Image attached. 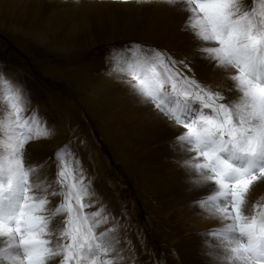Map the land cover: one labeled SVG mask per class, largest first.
<instances>
[{
  "label": "snow or ice",
  "instance_id": "obj_1",
  "mask_svg": "<svg viewBox=\"0 0 264 264\" xmlns=\"http://www.w3.org/2000/svg\"><path fill=\"white\" fill-rule=\"evenodd\" d=\"M163 3L189 37L183 50L133 43L113 49L112 58L133 77L142 102L182 126L174 143L188 154L182 162L196 174L195 183L205 188L193 206L221 225L211 232L223 249L219 264H264V199L251 201L264 183V4L257 9L245 7L244 0ZM197 58L232 83L202 82L194 71ZM4 83L15 92L0 122V262L127 264L111 214L103 207L86 211L92 206L84 199L92 195L90 185L80 161L75 167L67 163V142L53 149L52 183L45 175L47 158H26L30 142L51 129L38 110L25 114L18 80ZM57 185L60 191H52ZM56 195L62 199L54 205Z\"/></svg>",
  "mask_w": 264,
  "mask_h": 264
},
{
  "label": "rangeland",
  "instance_id": "obj_2",
  "mask_svg": "<svg viewBox=\"0 0 264 264\" xmlns=\"http://www.w3.org/2000/svg\"><path fill=\"white\" fill-rule=\"evenodd\" d=\"M85 1L0 0V122L7 119L4 109L10 108L15 92L4 80H18L26 97L25 114L38 110V118L51 129L49 136L30 142L26 155L31 161L39 159L37 154L41 161L47 158L48 183L55 180L57 172L53 149L67 142V163L75 167L80 161L90 185L92 195L84 199L92 206L86 211L103 207L111 214L119 225L117 235L127 264H191L184 245L179 246L189 235L180 236L176 218L168 220L161 213L158 191L162 180L159 184L155 181L147 170L152 164L138 157L139 152L131 153L111 119L113 111L120 108L116 98L123 88L131 87L128 94L141 99L134 90L133 77L112 58V50L133 43L163 46L127 32L124 35L122 29L114 36L105 34L114 29L98 15L86 16V23L83 19L72 21V8L78 10ZM93 1L123 4L145 0ZM262 4L264 0H244L245 7L259 9ZM63 11L68 14L60 17ZM78 26L84 29L73 41ZM64 41L69 45L63 46ZM52 191L59 192V186ZM51 199L55 205L62 197Z\"/></svg>",
  "mask_w": 264,
  "mask_h": 264
},
{
  "label": "bare ground",
  "instance_id": "obj_3",
  "mask_svg": "<svg viewBox=\"0 0 264 264\" xmlns=\"http://www.w3.org/2000/svg\"><path fill=\"white\" fill-rule=\"evenodd\" d=\"M67 14L63 11L60 17ZM88 15H98L103 23L106 21L110 24L109 27L114 31H106L105 34L114 36L120 31L118 29H122L124 35L127 32L137 39L154 41L172 51L183 50L185 42L189 40L188 36L179 31L180 20L176 13L163 3V0L123 4L86 0L78 5V10L77 6L72 8V21L83 19L82 22L86 23ZM83 29L84 27L78 26V30L73 31L71 40L76 41L75 38ZM62 45L68 46L69 43L64 41ZM209 64L199 58L196 60V74L202 82L221 86L232 83ZM130 88H123L117 96L120 108L113 111L114 117H111L115 120L121 139L128 143L127 147L133 155L139 152L138 157L152 164H149L147 170L157 179L155 181L159 184L162 180V189L158 191L163 206L161 213L163 217L167 216L168 220L171 217L176 218L177 225H181V229H177L178 233L181 232L180 236L189 235L179 246L184 245L191 258L190 263L219 264L223 249L220 241L213 238L211 232L221 225L206 215L207 210L193 206V200L202 196L205 188L195 183L196 174L182 162L189 158L188 154L174 143L176 136L183 131L182 126L165 119L151 104L129 95ZM37 155L40 156L39 159L42 157ZM39 159L37 161H41ZM262 198L264 183H259L251 195V201L255 203ZM176 243L178 244L177 241ZM0 246H3L2 240Z\"/></svg>",
  "mask_w": 264,
  "mask_h": 264
}]
</instances>
